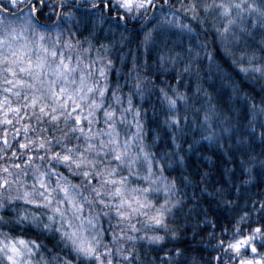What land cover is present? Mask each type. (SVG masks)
<instances>
[{
	"label": "snow or ice",
	"instance_id": "1",
	"mask_svg": "<svg viewBox=\"0 0 264 264\" xmlns=\"http://www.w3.org/2000/svg\"><path fill=\"white\" fill-rule=\"evenodd\" d=\"M260 249L264 0H0V264Z\"/></svg>",
	"mask_w": 264,
	"mask_h": 264
},
{
	"label": "trees",
	"instance_id": "2",
	"mask_svg": "<svg viewBox=\"0 0 264 264\" xmlns=\"http://www.w3.org/2000/svg\"><path fill=\"white\" fill-rule=\"evenodd\" d=\"M151 25H149L150 27ZM196 31L200 33L199 35V40L200 41H208L211 42L212 40V35L210 33L205 34L202 30H200L199 28H196ZM210 47H214V45H212L211 43L209 44ZM218 60L223 59L222 54L218 55L217 57ZM223 69H224V73H230L232 72V68L230 67V65L225 62L223 64ZM207 75V74H206ZM236 81L238 84H240L241 88L247 92L253 93V88L250 84V82L247 81H243L242 77L236 76ZM204 87L209 91V93L211 94H215V90H220L223 89L225 92H230V87L227 85V83L225 81L220 80L217 77H212L211 80H208L207 82L204 83ZM255 94V93H253ZM153 105L159 109V104L156 103L155 99H146L144 102V107L147 109V118L151 119L153 117ZM205 154L207 155H212L211 152H206ZM219 211V210H218ZM221 218L223 219V215L224 213L221 212ZM217 231H219V229H217ZM188 243H192L191 240L188 241ZM261 251H264V249H260ZM212 255H214L215 253H211Z\"/></svg>",
	"mask_w": 264,
	"mask_h": 264
}]
</instances>
